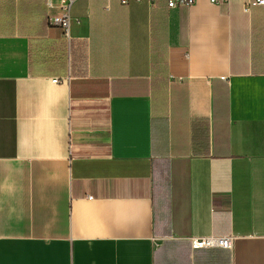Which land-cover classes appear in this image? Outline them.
<instances>
[{"label":"crops","instance_id":"crops-1","mask_svg":"<svg viewBox=\"0 0 264 264\" xmlns=\"http://www.w3.org/2000/svg\"><path fill=\"white\" fill-rule=\"evenodd\" d=\"M245 2L76 0L67 38L48 0H0V264H264Z\"/></svg>","mask_w":264,"mask_h":264},{"label":"built area","instance_id":"built-area-1","mask_svg":"<svg viewBox=\"0 0 264 264\" xmlns=\"http://www.w3.org/2000/svg\"><path fill=\"white\" fill-rule=\"evenodd\" d=\"M76 0H57V5L54 6L53 0H48L51 8L57 7L59 13L49 18V24L52 27L61 28L65 37H70L71 27V9ZM130 0H121L122 3L127 4ZM142 1V0H137ZM154 1V0H149ZM197 0H167L169 8H178L182 6H191ZM214 5L230 4L232 0H209ZM264 6V0H246L243 11L249 13L253 7ZM67 79V78H66ZM61 80L54 79V83H59ZM232 244L231 238H201L193 241L195 248H230Z\"/></svg>","mask_w":264,"mask_h":264}]
</instances>
